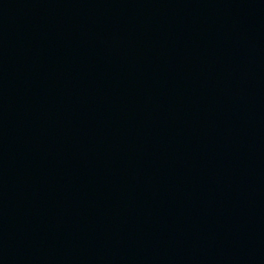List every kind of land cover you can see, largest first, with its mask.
<instances>
[{
	"label": "water",
	"instance_id": "obj_1",
	"mask_svg": "<svg viewBox=\"0 0 264 264\" xmlns=\"http://www.w3.org/2000/svg\"><path fill=\"white\" fill-rule=\"evenodd\" d=\"M0 264H264V0H0Z\"/></svg>",
	"mask_w": 264,
	"mask_h": 264
}]
</instances>
